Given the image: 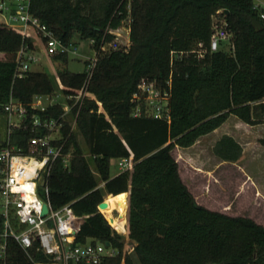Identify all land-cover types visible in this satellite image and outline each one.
Returning <instances> with one entry per match:
<instances>
[{
	"label": "trees",
	"instance_id": "1",
	"mask_svg": "<svg viewBox=\"0 0 264 264\" xmlns=\"http://www.w3.org/2000/svg\"><path fill=\"white\" fill-rule=\"evenodd\" d=\"M262 11L254 0H31V12L65 42L95 38L99 47L103 37L114 38L105 33L107 27L131 19L130 46L104 52L96 64L77 118L78 131L64 123L58 142L72 153L70 166L65 167L62 158L55 161L44 194L54 207L70 203L76 213L87 215L79 241L91 237L118 249L101 264H136L129 244L140 264L264 262V224L249 214L199 203L173 154L177 146H192L231 115L250 125L264 123ZM216 23L230 34L227 50L210 49ZM27 44L34 47L30 35L0 21V53L5 54L0 58V113L5 114L3 104L11 95L28 106L35 95L55 90L75 95L85 82V71L68 69V54L53 57L62 66L55 73L57 83L41 70L15 77L16 54ZM172 50L184 51L173 63ZM142 78L160 84L171 79L170 121L132 115L131 98ZM62 112L60 104L39 111L42 117ZM26 123L28 127L14 130L11 138L24 148L28 139L44 133L32 130L30 119ZM77 134L83 136L86 149ZM214 152L236 162L243 147L224 134ZM117 158H126L130 166L112 175L111 160ZM123 192L125 234L98 209L106 195ZM34 260L49 259L36 245L27 253L16 241L8 242L7 264Z\"/></svg>",
	"mask_w": 264,
	"mask_h": 264
},
{
	"label": "built area",
	"instance_id": "2",
	"mask_svg": "<svg viewBox=\"0 0 264 264\" xmlns=\"http://www.w3.org/2000/svg\"><path fill=\"white\" fill-rule=\"evenodd\" d=\"M0 16L6 24L19 27L24 34L30 35L34 43V47L27 44L18 50L15 77L24 76L32 70L33 64L42 61L43 56L53 58L59 54L83 59V71L86 74L83 86L75 95L55 90L50 94L35 95L28 106L11 95L3 104L8 129L5 139L0 142V264H7L10 240L16 241L27 253L36 245L49 259L34 260V264H101L105 258L115 256L118 249L111 243L107 246L106 241L91 237L79 241V233L87 215L76 213L70 203L54 207L44 198V194L48 193L47 179L55 161L62 158L65 167L70 166L72 153L65 152V143L58 141L63 138L62 128L65 122L71 125V131H76L79 111L87 97L88 86L100 56L112 49L128 47L123 46L120 39L114 36L111 41L103 37L99 47L96 46L95 38L75 37L70 42H65L31 12V0H0ZM261 17L264 19V11L261 12ZM130 23L131 19L127 18L121 25L126 26L130 32ZM111 28L107 27L105 33L110 32ZM229 38L230 34L224 25L216 23L210 39V49L216 51L224 48L226 42L228 45ZM183 54L184 51L172 50L171 63ZM203 55L204 51L200 50L199 56ZM170 96V78L165 84H160L157 79L142 78L131 98L134 103L132 115L153 116L170 121ZM57 104L63 109L59 116L40 115L39 111L44 112ZM29 107L35 111L30 113ZM101 110L102 103L98 108L99 112ZM27 119L31 121L32 130H44V133L28 139L24 148L13 143L11 138L14 130L28 127ZM116 160L121 170L130 166L126 158ZM98 209L111 224L100 205ZM111 226L117 230L112 224Z\"/></svg>",
	"mask_w": 264,
	"mask_h": 264
},
{
	"label": "rangeland",
	"instance_id": "3",
	"mask_svg": "<svg viewBox=\"0 0 264 264\" xmlns=\"http://www.w3.org/2000/svg\"><path fill=\"white\" fill-rule=\"evenodd\" d=\"M254 1L264 6V0ZM0 21H3L1 16ZM228 45L226 42L224 49L227 50ZM3 57H5L4 53H0V58ZM67 67L73 72H82L84 61L70 56ZM31 68L51 74L57 83L55 73L62 66L53 58L43 56L42 61L33 64ZM7 129L8 119L5 114L0 113L1 138L5 139ZM75 130L77 132L78 128L76 127ZM224 134L233 136L243 147L242 156L236 162L222 160L214 152L216 141ZM77 135L81 146L86 149L87 145L83 136ZM262 139H264V123L250 125L237 116L231 115L219 128L200 137L192 146L187 148L177 146L173 154L179 162L184 181L199 203L235 215L249 214L257 221L264 223V143ZM92 168L94 169L93 165ZM120 171L117 160L112 159L111 174L115 175ZM108 196H105L104 201ZM114 215L116 216L117 212ZM117 230L125 234V229ZM128 248L135 263L140 264L130 244Z\"/></svg>",
	"mask_w": 264,
	"mask_h": 264
},
{
	"label": "bare ground",
	"instance_id": "4",
	"mask_svg": "<svg viewBox=\"0 0 264 264\" xmlns=\"http://www.w3.org/2000/svg\"><path fill=\"white\" fill-rule=\"evenodd\" d=\"M126 197L125 192L114 196L109 195L105 199V206L102 207L111 224L120 230H124L126 223ZM115 212H117L116 216Z\"/></svg>",
	"mask_w": 264,
	"mask_h": 264
},
{
	"label": "water",
	"instance_id": "5",
	"mask_svg": "<svg viewBox=\"0 0 264 264\" xmlns=\"http://www.w3.org/2000/svg\"><path fill=\"white\" fill-rule=\"evenodd\" d=\"M226 12H228V10H226ZM110 33L114 37L119 38L120 41L122 42L123 46H125V47H129L130 46V32H129V30H128V28L126 26L120 25L118 27H112L110 29ZM99 205L102 208L103 206H105V201H102ZM46 210H47V206L44 207V212H46ZM106 245L109 246L110 242L106 241Z\"/></svg>",
	"mask_w": 264,
	"mask_h": 264
},
{
	"label": "crops",
	"instance_id": "6",
	"mask_svg": "<svg viewBox=\"0 0 264 264\" xmlns=\"http://www.w3.org/2000/svg\"><path fill=\"white\" fill-rule=\"evenodd\" d=\"M257 5H260V6H262V4H257ZM262 7H264V6H262ZM104 183H101L100 185H103ZM253 217V216H252ZM256 219V218H255ZM263 223V222H262ZM264 224V223H263Z\"/></svg>",
	"mask_w": 264,
	"mask_h": 264
}]
</instances>
